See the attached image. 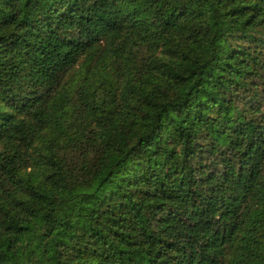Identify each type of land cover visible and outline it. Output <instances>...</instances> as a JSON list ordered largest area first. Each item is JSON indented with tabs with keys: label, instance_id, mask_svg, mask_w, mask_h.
Here are the masks:
<instances>
[{
	"label": "trees",
	"instance_id": "16d2710c",
	"mask_svg": "<svg viewBox=\"0 0 264 264\" xmlns=\"http://www.w3.org/2000/svg\"><path fill=\"white\" fill-rule=\"evenodd\" d=\"M0 264H264V0H0Z\"/></svg>",
	"mask_w": 264,
	"mask_h": 264
}]
</instances>
